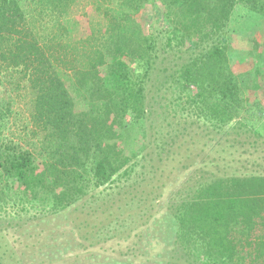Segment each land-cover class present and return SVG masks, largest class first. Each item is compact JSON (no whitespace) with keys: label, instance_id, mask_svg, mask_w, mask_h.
I'll return each mask as SVG.
<instances>
[{"label":"trees","instance_id":"1","mask_svg":"<svg viewBox=\"0 0 264 264\" xmlns=\"http://www.w3.org/2000/svg\"><path fill=\"white\" fill-rule=\"evenodd\" d=\"M240 13L264 22V0H0V78L32 97L27 148L0 123V233L19 231L0 264H31L46 232L49 258L108 236L111 190L162 246L140 264H264V109L230 65ZM248 40L264 97V25ZM170 111L183 121L162 135Z\"/></svg>","mask_w":264,"mask_h":264},{"label":"rangeland","instance_id":"2","mask_svg":"<svg viewBox=\"0 0 264 264\" xmlns=\"http://www.w3.org/2000/svg\"><path fill=\"white\" fill-rule=\"evenodd\" d=\"M78 15V18H84L86 16V14L82 12H79ZM150 15L151 8L147 6L141 11V21L145 22L148 20ZM263 25L264 22H255L250 20L244 13H240L234 17V20L230 26V31L232 35V49L236 52V54L230 58V65L234 73L238 76H241L242 82L245 83L247 87L245 90H243L245 98H247L249 102L256 100L263 106L262 108L264 109V97L259 90L257 91L253 87V76L251 71L253 67L252 60L254 59L252 58L250 51L252 48V43L248 40V38L254 37L256 41L261 43L260 31ZM15 81V78L5 79L2 76L0 78V86H2L0 88V101L1 104H3L6 109H8L7 112L6 109H1L3 112V114L0 116V123L3 125L1 138L3 140L19 143L23 147L27 148L24 145V141L26 140V131L24 128L25 126L28 127V116L31 108L30 103L32 97L29 90L24 87V83L15 85ZM262 83V88L264 90V80ZM167 102L169 103L170 101L167 100ZM171 107L172 105L170 108ZM165 119L166 120H163L159 125L156 124V130L160 131L162 135L167 132H172L173 134L174 130L178 129V122L181 123V121H183L180 118V115L174 117L171 111L170 114L165 117ZM263 132L264 129L262 130V133ZM254 155L264 156V145L260 150H258L257 154ZM189 163L191 162H188V164ZM174 165H176V163ZM108 193L111 195V197L107 199V208L110 206V208L113 209L110 212H113V218L116 217L117 219L112 221L113 218H111L110 222L108 223V236H106L108 241L105 245L102 244V240L106 239L103 233L104 230H102L97 234L91 235L89 242L72 237L75 243L78 244L77 248L74 250L72 249L67 256H50L49 258L48 254L44 255L41 253L44 249H46L43 244L48 243V238H45L44 236H49V232H46V235L42 234L40 237L35 238L37 239L36 242L38 243L36 245L34 244L32 249H23L24 253L33 256V258L30 260L31 264H140L143 260H157L155 255L160 252L162 246L152 242L154 243L153 249L150 248V241H152V238L150 237L151 234H148L149 232L151 233L150 224L148 223L149 229L142 231V220H144L142 219V204L140 206H135L132 203L130 207H125L119 203L114 205L113 197H115V195L113 194L116 193V190H111ZM136 197H140L142 199V185L138 188ZM115 200H117V198ZM68 213L69 212L60 214L58 217L59 219H55L53 224L60 226L61 218L65 220V216L68 217ZM79 214L80 213H76L77 216ZM101 218L102 219L99 220L103 221L104 217L101 216ZM46 219L49 220L48 218ZM47 220L43 219L40 224H38L39 222H34L32 229L38 225H44L42 223L48 222ZM105 223L107 222L105 221ZM48 224L51 225L50 223ZM63 227L64 225L60 226V228ZM56 231L60 230L57 229ZM0 235L5 237V239L3 238V241L7 240L12 246L15 244L13 241L17 240L19 231H17V229H10L7 230V232L2 234L0 233ZM65 238L70 239L71 236H62L59 238L58 243L61 244ZM35 239H32V243H35ZM89 244H92V247H89L87 250ZM82 246H85V250ZM36 254L38 255L36 256ZM149 254L153 255V257L150 258Z\"/></svg>","mask_w":264,"mask_h":264}]
</instances>
